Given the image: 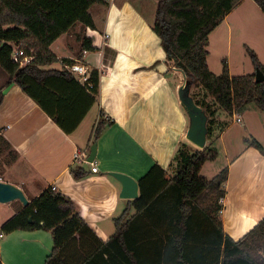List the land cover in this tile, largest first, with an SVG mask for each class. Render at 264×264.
<instances>
[{
  "label": "crops",
  "instance_id": "crops-1",
  "mask_svg": "<svg viewBox=\"0 0 264 264\" xmlns=\"http://www.w3.org/2000/svg\"><path fill=\"white\" fill-rule=\"evenodd\" d=\"M157 5L158 0L93 4L89 8L93 28L76 24L52 43L59 61L45 68L61 69L65 66L61 60L69 58L72 62L65 67L70 71L71 66L82 67L89 74L97 69L100 75L97 100L84 116L88 95L74 86L68 90L72 99L63 118L70 126L79 120L73 131L66 132L19 85L3 94L0 143L12 157L4 159L0 152V180L21 187L30 201L53 186L69 196L93 232H77L67 243H106L117 232L116 218L124 214L126 222L137 212L133 199L121 197L122 184L111 172L139 182L154 165L172 175L178 169L176 152L181 143L188 142L189 118L178 95L184 75L167 59L153 30ZM84 36L92 39L95 50H82ZM246 47L264 65V12L254 0H242L209 34V69L221 74L226 60L232 76L254 73L253 64L241 61L248 56ZM73 75L80 81L78 74ZM8 81L9 74L0 67V89ZM238 114L219 110L215 119L225 126L207 141L216 146L220 141V147L215 146L217 157L223 158L221 170L228 168L220 218L224 233L236 241L264 219V153L246 143L250 135L264 147V112L251 104L240 114L242 129L234 128ZM101 119L110 124L95 139ZM94 142L97 155L93 163L98 172L92 171L88 161ZM87 149L86 161L75 160V152ZM74 169H79L80 176ZM24 208L19 200L0 203L2 264H45L52 253L54 239L49 230L1 231ZM143 230L129 233L128 243H154L149 237L153 228L148 229L149 236H143Z\"/></svg>",
  "mask_w": 264,
  "mask_h": 264
},
{
  "label": "trees",
  "instance_id": "trees-1",
  "mask_svg": "<svg viewBox=\"0 0 264 264\" xmlns=\"http://www.w3.org/2000/svg\"><path fill=\"white\" fill-rule=\"evenodd\" d=\"M105 1L0 0V66L9 74L7 85H19L66 132L73 131L79 122L70 126L63 118L72 99L68 90L74 86L88 95L84 116L97 100L100 75L93 69L88 82L80 83L65 67L72 62L69 58L61 60L65 65L61 69L45 68L59 61L51 45L78 23L93 28L89 8ZM241 1L158 0L153 30L161 39L167 59L187 77L198 80L202 94L193 92V96L209 115L208 138L225 126L215 119L219 110L241 114L256 104L264 112V81L255 80L256 70L264 73V65L253 49L246 47L255 68L252 74L232 76L226 60L222 73L215 74L207 62L209 34ZM254 1L264 12V0ZM14 44H24L21 48L32 58L28 64L20 66L13 60ZM81 47L96 49L92 39L85 36ZM108 124L102 119L97 123L95 139ZM213 143L204 149L181 143L175 155L178 169L174 175L154 165L139 180V197L132 200L137 212L126 222L124 214L116 218L117 232L106 243H67L77 232L93 230L79 214L76 203L52 187L42 190L30 205L6 221L1 231H51L54 247L45 264H264V219L237 241L224 233L220 199L224 197L228 168L211 179L200 175L205 162L218 156ZM246 143L264 153L255 138H246ZM78 171L74 169L77 177ZM140 228L144 229L143 236H149L148 229L153 228L149 237L155 239L154 243H128L127 235Z\"/></svg>",
  "mask_w": 264,
  "mask_h": 264
},
{
  "label": "water",
  "instance_id": "water-1",
  "mask_svg": "<svg viewBox=\"0 0 264 264\" xmlns=\"http://www.w3.org/2000/svg\"><path fill=\"white\" fill-rule=\"evenodd\" d=\"M181 71L184 75V81L178 89V95L181 105L189 118L186 138L198 149H204L207 145L209 135V115L205 108L196 103L195 98L191 94L193 85L198 83V80L196 78L193 79L187 77L184 71ZM255 80L256 82L264 81V73L260 69L256 70ZM13 85L14 83H11L3 89V94H5ZM96 155L97 143L94 142L90 146L88 161L93 162ZM110 174L122 184L121 197L128 199H136L139 197V182L137 180L124 173L111 172ZM15 200L21 201L25 207L31 204L30 199L21 187L14 183L0 180V203H9ZM29 220L32 222V217H30Z\"/></svg>",
  "mask_w": 264,
  "mask_h": 264
},
{
  "label": "built area",
  "instance_id": "built-area-1",
  "mask_svg": "<svg viewBox=\"0 0 264 264\" xmlns=\"http://www.w3.org/2000/svg\"><path fill=\"white\" fill-rule=\"evenodd\" d=\"M12 58L15 62L19 63L20 66L26 65L32 60L31 57H29L25 54L24 49L21 47H14L13 52H12ZM71 71L74 72L75 74H78L79 80L81 82H83V83L88 82L90 74L86 70H84L82 67L80 68V67L71 66ZM236 120L238 122L242 121L240 114L237 115ZM87 157H88V149L77 151L74 154L75 160L86 161ZM91 164L93 165L92 171L98 172V166L96 164H94L93 162H91ZM52 189L56 191V187L53 186ZM220 202H223V198L220 199Z\"/></svg>",
  "mask_w": 264,
  "mask_h": 264
},
{
  "label": "rangeland",
  "instance_id": "rangeland-1",
  "mask_svg": "<svg viewBox=\"0 0 264 264\" xmlns=\"http://www.w3.org/2000/svg\"><path fill=\"white\" fill-rule=\"evenodd\" d=\"M79 24V23H78ZM14 46H15V44H14ZM16 47V46H15ZM21 47H23L24 48V44H22L21 45ZM249 56V55H248ZM248 56H242L241 57V61L244 59V61H249V63H250V65L252 64L251 63V60H250V57H248ZM172 64H173V62H172ZM1 67V66H0ZM252 67V66H251ZM1 69H3L2 67H1ZM252 69V68H251ZM4 70V69H3ZM253 70L255 71V69H254V67H253ZM5 71V70H4ZM6 72V71H5ZM200 91H202L201 90V87L196 83V84H194L193 85V88H192V91H191V94L193 95V92H195V93H199ZM201 94H202V92H200ZM201 94H198L199 96L201 95ZM194 97V96H193ZM209 99L211 100V98L209 97ZM188 116V115H187ZM242 118V117H241ZM231 119H232V117H231ZM208 122H209V120H208ZM234 128H243V126L240 124V122H237V124L234 126ZM215 134V133H214ZM247 137H249V138H252L250 135H247ZM211 138V137H210ZM212 141V140H211ZM189 142V141H188ZM190 144H192L191 142H189ZM209 143H210V141H209ZM207 144H208V142H207ZM218 145L216 146V145H214V146H216V147H220V141L217 143ZM2 144L0 143V152H4V154H5V158L4 159H10L12 156H8V154H6V151H4L5 149H4V147H2L1 146ZM193 145V144H192ZM194 146V145H193ZM194 147H196V146H194ZM219 156V155H218ZM5 161V160H4ZM7 162V161H6ZM222 162H223V158L222 157H217L215 160H213V161H207V162H205V164L203 165V167H202V169H201V171H200V175L201 176H204V177H206V178H208V179H211V178H213L216 174H218L219 173V171L221 170V164H222Z\"/></svg>",
  "mask_w": 264,
  "mask_h": 264
}]
</instances>
